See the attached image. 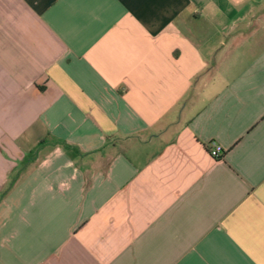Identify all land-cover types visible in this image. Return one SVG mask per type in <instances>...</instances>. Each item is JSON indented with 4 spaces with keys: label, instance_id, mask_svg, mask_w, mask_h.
Masks as SVG:
<instances>
[{
    "label": "crops",
    "instance_id": "obj_1",
    "mask_svg": "<svg viewBox=\"0 0 264 264\" xmlns=\"http://www.w3.org/2000/svg\"><path fill=\"white\" fill-rule=\"evenodd\" d=\"M0 264H264V0H0Z\"/></svg>",
    "mask_w": 264,
    "mask_h": 264
},
{
    "label": "built area",
    "instance_id": "obj_2",
    "mask_svg": "<svg viewBox=\"0 0 264 264\" xmlns=\"http://www.w3.org/2000/svg\"><path fill=\"white\" fill-rule=\"evenodd\" d=\"M208 151L213 158L220 159L222 157L223 150L218 144L210 143Z\"/></svg>",
    "mask_w": 264,
    "mask_h": 264
}]
</instances>
